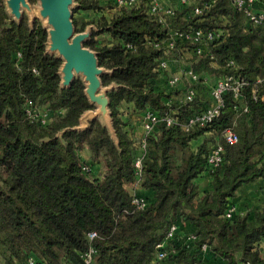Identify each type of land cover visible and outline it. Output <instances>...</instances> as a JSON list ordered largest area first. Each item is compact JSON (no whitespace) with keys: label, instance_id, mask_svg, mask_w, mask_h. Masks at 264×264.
Here are the masks:
<instances>
[{"label":"trees","instance_id":"16d2710c","mask_svg":"<svg viewBox=\"0 0 264 264\" xmlns=\"http://www.w3.org/2000/svg\"><path fill=\"white\" fill-rule=\"evenodd\" d=\"M73 1L74 30L90 26L84 46L105 69L100 81L110 87L111 130L100 117L82 124L81 116L95 109L83 79L77 76L61 87L63 61L47 51V28L26 13L16 21L0 0V254L6 264H27L30 257L36 264H83L90 231L97 233L91 240L96 249L92 264H145L172 222L189 225L196 240L188 247L174 240L177 252L166 264H264V206L251 217L249 212L225 215L242 185L264 178V81L256 83L264 77V27L247 26L229 0H214L197 15L190 14L191 6L206 0H187L166 23L148 13L147 0L131 7H116L114 0ZM104 9L113 13L106 16ZM77 11L100 14L78 23ZM222 26L226 32L209 42L208 52L195 56L192 69L200 78L215 80L240 74L247 81L248 112L236 116L226 93L217 118L184 130L181 123L202 109L209 91L200 92L201 83L191 103H167L178 91L167 88L166 72L158 68L164 43L172 31ZM185 45L179 38L175 42V48ZM228 57L237 69L225 65ZM27 100L47 113L45 123L30 119ZM175 106L178 122H159L145 138L138 184L152 197L143 196L147 204L138 209L127 190L137 179L134 129L146 110L162 114ZM229 127L238 136L234 144L221 137ZM198 137L202 141L192 147ZM214 141L224 147V163L211 170L206 155ZM85 149L88 161L80 154ZM201 176L210 178V190H200L196 179Z\"/></svg>","mask_w":264,"mask_h":264},{"label":"built area","instance_id":"2783aa9c","mask_svg":"<svg viewBox=\"0 0 264 264\" xmlns=\"http://www.w3.org/2000/svg\"><path fill=\"white\" fill-rule=\"evenodd\" d=\"M214 0H206L201 3H194L191 6L190 14L197 15L203 13L208 6ZM140 0H114L116 7H131L137 5ZM230 5L234 11H238L243 15L245 24L249 27H264V3L262 0H229ZM147 10L148 13L154 15L159 22L166 23L168 18H171L176 9H178L179 4H186L187 0H175L170 6L162 5L158 0H147ZM226 24V21L223 22ZM226 28L213 29V30H202L196 29L189 31L187 33L172 31V34L167 38L165 44V49L163 55L159 60L158 68L166 72L165 84L168 89L177 90V93H172L170 99L167 103H172L174 105L189 104L191 103L197 95L198 84L206 83L207 77L200 78V76L194 72L190 65H186L182 68L176 69L174 62L176 58L172 56L171 50L175 48V42L179 38L182 41H187L189 45H192V53L195 56H201L205 52H208V44L215 38H218L223 33L226 32ZM19 56V53H17ZM210 58H214L210 54ZM225 65L237 69V63L233 57H228L225 59ZM35 72V70L33 69ZM264 81L261 78L256 79V83ZM247 85V81L240 76V74L228 73L215 80L213 85L209 89V101L204 103L202 109L197 111H191V113L186 118V121L181 123L184 130H188L192 126H203L213 119L217 118L223 107L225 106V94L229 93L231 95V107L235 111L236 116L241 113L248 112V107L244 101L243 89ZM253 93V98H256L255 89L251 90ZM25 111L30 119H35L41 123H45L48 120V115L46 112L37 110L33 106L31 100H27L25 104ZM179 113L178 107L170 108L162 114H158L151 110H146L141 117L140 124L142 127V136L137 141V153L134 158V167L136 180L131 184L134 186H139L138 179L141 174L142 159L145 155V138L147 135L151 134L152 130L157 123L163 122L165 125L169 126L178 122ZM221 137L223 141L227 144L236 143L238 136L232 127L226 128L222 131ZM207 166L211 170H216L221 168L224 163V147L221 142L215 141L210 143L208 147V153L206 155ZM83 171L89 172L90 167L88 165H83ZM132 204L136 208L142 209L146 206V199L138 194H132L131 199ZM234 214V208L229 206L225 212L226 217H231ZM179 224L177 222L170 223L168 229L164 233V236L160 242L155 246V252L152 259L145 264H166V259L177 252V248L173 243L174 240L186 244L194 242L196 236L193 233H187L184 235L183 239L177 235V229ZM89 240V246L82 254L83 264H92L94 254L96 249L91 244V240L97 237L95 231H90L87 233ZM264 243V239H263ZM207 247L202 245V251ZM27 264H36L33 258H28ZM178 264H185L180 262ZM192 264H198L194 262ZM244 264V263H239Z\"/></svg>","mask_w":264,"mask_h":264},{"label":"water","instance_id":"95a60500","mask_svg":"<svg viewBox=\"0 0 264 264\" xmlns=\"http://www.w3.org/2000/svg\"><path fill=\"white\" fill-rule=\"evenodd\" d=\"M6 12L19 21L23 12L33 19L34 15L27 0H4ZM73 0H38L37 13L44 20L47 28V51L56 53L62 59L60 67L61 87H68L75 77L80 76L85 83L84 92L95 109L86 111L81 116L84 126L88 119L100 117L111 130V117L108 109V86H102L100 75L105 71L97 62L93 50L84 46V41L90 36V26L84 31L75 32L71 8Z\"/></svg>","mask_w":264,"mask_h":264},{"label":"crops","instance_id":"0c3cea01","mask_svg":"<svg viewBox=\"0 0 264 264\" xmlns=\"http://www.w3.org/2000/svg\"><path fill=\"white\" fill-rule=\"evenodd\" d=\"M108 0H100V4L106 3ZM162 5L170 6L173 4L175 0H158ZM104 15L110 16L113 13V9H104L101 11ZM89 17L91 18H97V16L100 13H94L91 11L85 12ZM133 119L140 120L138 117H134ZM134 136L139 140V138L142 136V127L141 124H138L134 129ZM202 137H198L192 142H196L195 146L199 144V140ZM194 146V147H195ZM81 157L88 161L90 160L89 152L87 149L81 151ZM95 170L98 169V167L95 165ZM196 183L200 187L201 191H208L210 190V178L208 176H201L196 179ZM127 190L130 192V194H138L142 196H150L152 197V191L148 189H143L140 186H134L129 185L127 187ZM230 206L234 208V213L236 214H244L246 212H249L250 217L252 216L253 212L255 210H259L264 206V178L257 179L251 183H247L242 185L234 198L230 201ZM179 227V226H178ZM189 225H183L182 227H179L177 229V234L179 236H184L189 232ZM206 249L203 251L205 252ZM261 253L264 254V243H261L260 246Z\"/></svg>","mask_w":264,"mask_h":264},{"label":"rangeland","instance_id":"374dc122","mask_svg":"<svg viewBox=\"0 0 264 264\" xmlns=\"http://www.w3.org/2000/svg\"><path fill=\"white\" fill-rule=\"evenodd\" d=\"M37 6H38V0H35L33 3L30 4V7L32 9V13H33L34 17H37L42 23H44V20H42L37 13ZM23 13H25V11ZM26 14L30 18L29 14L28 13H26ZM74 17L77 19L78 23H81V21L84 19L89 20L90 16L85 14V11H77L74 13ZM221 25H224V24L221 23ZM223 27L224 26H222V28ZM171 53H172V56H174L176 58V61L174 62V66L176 69L182 68L186 65H190L192 67V62L195 59V55H193L192 48L190 45L178 46L175 49L171 50ZM204 77H207V81L204 84V86L202 84V86L200 87V92L207 94L210 87L215 82V76H212V75L206 76L205 75ZM199 141L201 142L202 138H200ZM195 143L196 142H192V144H191L192 147L195 146ZM0 264H6L5 259L1 254H0Z\"/></svg>","mask_w":264,"mask_h":264}]
</instances>
